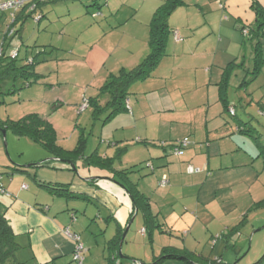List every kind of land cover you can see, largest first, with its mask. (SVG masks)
<instances>
[{"label": "rangeland", "instance_id": "rangeland-1", "mask_svg": "<svg viewBox=\"0 0 264 264\" xmlns=\"http://www.w3.org/2000/svg\"><path fill=\"white\" fill-rule=\"evenodd\" d=\"M164 1L55 0L43 5L42 10L33 16L29 13L25 24L16 25V29L21 30L20 36L13 37L12 32L6 39V29L0 27V52L3 48L7 57L17 53L18 67L27 66L33 62L28 70L33 75H28V80L16 74L17 71L10 73L0 67V121H18L31 114L41 115L53 125L59 147L73 150L77 148L80 140H85L86 158L92 157L94 153L115 158L114 168L130 170L128 177L133 182L143 185L145 179L157 176L159 168L155 173L151 172L146 167L147 160L150 158L144 160L148 157L145 156L147 153L145 147L137 146L179 147L176 140L182 137L185 131L191 130L192 127L195 129L196 123L198 130H201L202 138L206 137L207 118L199 114V100H218V97L215 92L213 95L202 86L203 84L201 85L203 78L204 81L206 79L203 73V69L206 68L204 62L209 59L199 55L202 51L199 50V38L202 37L203 28L211 14L208 15L207 10L203 11L199 7V0H184L186 5L178 8L172 15L169 26L173 32L167 44L165 57L151 77L134 83L129 90L128 98L135 117L131 111H123V113L113 114L114 116L108 119L111 115L107 105L108 100L100 97V94L111 71L114 75H118L122 68L119 66L121 61L129 57L131 52L149 45V24L153 16L151 10L153 6L157 9ZM214 7L217 12H220L217 4ZM41 15L43 18L39 21ZM175 32H179L180 42L184 45H178L174 37ZM3 43H5L4 46ZM204 44L205 42L203 46ZM246 44L251 46L250 43L246 42ZM92 45L95 46L94 54L100 50L99 63L102 62V65L107 63V70L104 73L99 74L98 69H92L90 52ZM145 49L148 51L147 48ZM250 50L251 48L246 53L245 70L247 71H252L254 68ZM136 56L133 61L126 62L125 67L128 65L132 68L138 65L137 62L143 56L138 53ZM247 71H238L229 89L230 101L238 111V118L230 114L223 116L224 113H222L221 118L208 121L212 125L216 119V123L220 120L222 126L227 124L226 126L236 128V120L239 119L255 129L252 134L257 140L247 135L244 138L260 153L253 160L255 163L259 161L256 171L252 168L248 172V174L257 172L259 178L253 184H244L241 181L242 185L234 190L236 196L243 197L242 201L238 202V207H247L251 198L258 203L264 200V155L257 142L260 141L264 145V114L258 103L259 100L264 99V87L260 88L259 81L240 87L246 76L248 80L252 78ZM28 81L33 83L27 85ZM251 91H255L256 94ZM249 93L251 96L248 95ZM88 101L90 105L88 103V107L84 109ZM97 106L102 109L99 113ZM218 106L221 113L223 108L221 105ZM127 116L135 119L131 122ZM182 141L184 140L180 142ZM203 143L207 144V140ZM135 147L136 149H133ZM186 147L182 148L183 152ZM232 155L236 156L231 153L224 159H230ZM51 158L50 153L40 144L28 138L17 137L10 130L6 131V138H4L0 130V177L4 184L13 181L15 185L21 178L20 186L23 183L32 186L33 180L23 172L27 171L25 168ZM90 162L94 163L91 159ZM149 162L154 163L156 167L158 161L149 160ZM50 163L54 166L58 164L54 161ZM79 163L82 165L80 170L79 167L77 168L79 177H83V174L89 170L92 175L112 177L117 174L112 170L87 166L84 161ZM27 169L34 176L32 168ZM253 177L254 173L251 180ZM1 198L6 203L5 196L2 195ZM77 205L79 212L76 214L83 225L81 242L87 248V253L88 246L91 248L89 261L105 264L103 250L115 228L114 223L107 222L106 218L109 214L108 209L113 211L114 206L110 202L107 204L109 208L99 202L97 206H93L88 205L86 201H80ZM218 207H215L214 212L225 209L227 212L230 211V214L227 218H224L222 212L216 214V220L213 221L208 218L212 222V229H218L224 219L230 223L239 221L236 220L238 212L235 214L237 208L233 206V203ZM84 210H87L86 216H84ZM263 214V206L255 208L250 213V222L242 229L244 236L238 238L239 245L243 248L238 260L230 254V251L225 250L222 240H219L218 248L214 247V241L210 238L211 234L207 239L208 242L205 240V243L200 245L199 253L204 251V257L211 260L222 258V264L254 263L261 253V250L256 247L260 236L257 235L255 241L251 242L255 232L251 226H257L260 215ZM239 223L230 225L236 226ZM128 228L121 250L123 256L121 264H185L174 260L155 263L156 258L161 256L163 247L182 245L185 237L183 233L170 236L159 234L155 230L154 236L150 239V236L144 235L142 231L141 214L134 218ZM199 232L198 235H200ZM245 236L250 238L247 240ZM86 238L90 239L88 246L85 244ZM24 251L23 249L20 252L23 261L25 259L23 257H27V254L23 255ZM63 262L78 264L71 259V255L63 258Z\"/></svg>", "mask_w": 264, "mask_h": 264}, {"label": "crops", "instance_id": "crops-1", "mask_svg": "<svg viewBox=\"0 0 264 264\" xmlns=\"http://www.w3.org/2000/svg\"><path fill=\"white\" fill-rule=\"evenodd\" d=\"M216 4L220 12L215 10L214 6ZM199 7L203 11L207 10L208 15L211 14L207 21H210V23L206 22V26L202 32L203 35L199 38V50H202L199 55L209 59L204 62L206 68L203 69V73L206 79L204 81L203 78L201 85L203 84L202 86L206 87L208 92L211 91L213 95L215 92L218 97V100H199V114L207 118L206 139L202 138L203 136L200 134L201 130H198V124L196 123L195 129L192 127L191 130L185 131L181 135L182 137L178 138L177 142L175 141L176 144L181 140L189 141V144L181 154L176 153V147L173 145L156 148L137 146L145 147L144 149L147 151L145 156H148L145 157V161L147 160L146 158L158 161L155 167L154 163L147 160L146 167L153 173L156 172L157 168L160 170L157 176L154 175L149 179H145L143 185H141L142 183L133 182L128 176H125L126 182H124L125 180H122L124 177L118 176V178L117 174L112 177L92 175L90 170L85 172L83 177H79L77 168L79 167L80 170L82 167L79 162L84 161L89 166L85 156L77 161L75 166L76 171L70 164L54 158L47 160L49 163L44 165L41 164L43 161L30 165L31 171H34V176L27 169L30 167H26L27 171H24V173L33 180L34 184L32 186L34 189L31 185L24 183L20 186L19 182H21V178L18 179L19 182L15 183V185L13 181L6 184L1 181L4 189L8 192L7 195H4L7 200L5 202L9 207L7 219L15 230L19 243L25 250L23 255L26 256L27 254V257H23L25 258L24 261L28 263L32 262V264H66L63 262V258L67 257V255H71V259L73 260L75 242L70 240L64 232L69 228L72 232L81 235L83 230L81 221L79 219L76 222L72 220L73 213L79 212L77 203L80 201H86L88 205L93 206H97V202H99L107 207V204L110 202L114 206L113 211L108 209L109 214L106 218L107 222L112 221L115 226L110 239L117 235V227L119 225L127 228L131 215L133 212L135 213V209L130 195L122 187L123 183H126L127 186H130V184L135 185L137 191L148 199L153 216L160 225L162 224L165 227L166 231L170 232L168 235L174 236V234L179 233L185 235L182 245H173L170 248H174L181 253L196 254L197 257L193 258L195 264H208V262L203 263L199 261V256L204 257V251L199 253V248L209 238V234H211L210 238L214 241V247L218 248L220 244L219 240H222L225 250L230 251V254L237 260L240 258L243 248L239 245L238 238L244 236L242 229L249 224L252 210L264 207V200L259 202L261 203L259 204L255 199L251 198V202H249L247 207H238V202L242 201L243 197L236 196L234 190L239 185H242L241 181L244 184H253L255 180L257 181L259 174L253 172L254 177L251 180L253 173L250 172L248 174V172L252 168L256 171L259 161L255 163L253 160L260 153L257 149L251 147V144L244 138L246 135L239 131V126H243V120H241L242 122L239 119L236 120V128L229 125L226 126L227 124H223L222 126L220 120H217L219 122L216 123V119H214L215 123L212 125L208 121L220 117L225 111L219 92V83L222 81L224 69L234 61L244 66V68L235 70L231 78L232 86L233 78L237 75V72L241 70L247 71L245 70V66L247 65L246 53L250 48L253 66L259 72L253 80H248V76L244 80H248L249 84L253 81H259L261 83L260 88L264 87V28L261 29L262 27H259L262 18L259 19L255 10L256 7L264 10V0H199ZM154 8L156 7L153 6L151 10L152 14L156 10ZM1 17L0 27L4 28L7 24V18L6 16ZM180 41H176L178 45H184ZM203 42H205L204 46ZM246 42L250 43L251 46L247 45ZM92 46L90 51L93 62L92 69H98L99 74L104 73L107 70V63L105 62L103 65L102 62L99 63L98 53L100 50L94 54L95 46ZM145 48L141 47L139 50L131 52L129 57L120 62L119 66L131 69L128 65L125 67V64L126 62L133 61L137 57V53L143 56L137 62L139 64L149 53V45ZM247 73L250 75L249 70ZM110 75H114V73L111 71ZM251 92L256 94L255 91ZM248 95L251 96L250 93ZM229 102L231 109L234 110L233 117L238 118V111L235 109L232 101H230V97ZM258 103L262 108L261 112L264 114V99L259 100ZM130 104L131 102L127 98L126 111H131L135 117L134 110ZM218 105H221L223 108L221 113L219 112L220 107ZM202 106L204 107L201 108ZM225 115L223 114V116ZM127 117L131 122L135 119L131 116ZM248 127H251V125L249 124ZM124 128L127 129L126 127ZM204 140H207V144L203 143ZM200 143L202 145L199 146ZM133 149H136V147ZM231 153L236 156L232 155L230 159H224L225 156ZM102 157L106 158L108 156L104 155ZM51 161L58 164L54 166L52 165L53 163H50ZM90 167L97 166L92 165ZM191 168L195 169V172H190ZM164 181H166V184L163 186L162 183ZM25 185L28 189L23 188ZM46 185L68 186V190L73 194V197L66 198L53 195L47 188L43 187ZM229 203H233V206L235 205L237 208L235 214L238 212L236 220L239 221L230 223L224 219L218 229H212V222L208 218H211L213 221L216 220V214L218 215L222 212L224 213V218H227L230 214V211L227 212L225 209L214 212L215 207H225ZM83 212L84 216H86L87 210ZM136 213L133 220L139 214L142 215V231L144 233L145 221L143 213L138 210H136ZM225 221L227 222L226 225ZM238 222L240 223L236 226L230 225L237 224ZM258 222L257 226H251V229L255 230L251 242L255 241L257 235L260 236L256 247H258V250H261V253L252 264H256L264 255V232H261L264 231V214L260 215ZM199 229H201L200 232ZM156 231L162 234L160 230ZM198 232L200 235H198ZM219 234L223 237H218L220 236ZM245 238L248 240L250 237L245 236ZM85 241L87 242L85 243L86 246H88L90 239L86 238ZM106 246L107 243L105 250H103L105 261L107 258ZM27 250L29 251L27 252ZM89 257L91 258V248L88 246V253L86 254L84 264L88 262L89 264H96L95 262H90ZM207 259L211 260L210 258ZM261 264H264V261Z\"/></svg>", "mask_w": 264, "mask_h": 264}, {"label": "trees", "instance_id": "trees-1", "mask_svg": "<svg viewBox=\"0 0 264 264\" xmlns=\"http://www.w3.org/2000/svg\"><path fill=\"white\" fill-rule=\"evenodd\" d=\"M55 1V0H38V1H30L24 5H22L17 10H10L6 12H0V17H5L7 20L6 24V32L5 37L8 38L9 34L13 32L14 36H20L21 30L16 29L17 24H25V22L30 16H33V14L38 13L40 10H42L43 5H46L47 3ZM186 5L184 0H165L154 12L151 22L149 24L150 27V39H149V53L143 60L135 67L131 69L122 68L118 75H110L108 77V80L106 81V84L101 90L100 97L107 98L108 102V108L111 110V115L108 119L112 118L117 113H121L123 111L127 110L126 100L129 96V90L131 86L138 82V81H144L151 77L153 72L156 70L158 65L160 64L161 60L166 55V48L167 44L170 38L171 33L173 32L169 26V21L172 15L175 13V11ZM257 15L259 16L260 20L259 27L261 29L264 28V10L256 7ZM1 17V18H2ZM43 18L41 15L39 18V21ZM6 23V22H4ZM5 43L3 44V46ZM258 46V45H257ZM260 49V48H259ZM17 58L7 57L4 53V49L2 48L0 52V67H3L7 72H13L16 74L27 78L28 75L31 74L28 70L31 68V64H28L27 66L18 67L16 65ZM10 59V60H9ZM244 68L243 64H237L235 61L229 64L223 72V78L222 81L219 83V92H220V100L224 106V114H230L232 117L234 115L231 114V106L229 102V89L231 87V78L235 73L236 69ZM259 70L254 68L252 71H250V74L252 75L251 80H253ZM250 80V81H251ZM33 83L32 81H28L26 84L31 85ZM248 80H243L240 84V87L248 85ZM90 105V101H88ZM59 105H57L58 107ZM56 107V108H57ZM97 112H101L102 109L97 106ZM241 121V120H240ZM242 122V121H241ZM239 123V122H237ZM248 123H243V126H239V131L247 136H252L254 140H257L255 136H253V132L255 129L253 127H248ZM0 130L3 131H11L13 134H15L17 137L21 138H28L31 141L40 144L45 150H47L52 158L64 162V163H72L74 166H76L77 161L80 158H83L85 156V150H86V141L80 140L79 144L77 145V148L73 150H67L62 147H59L57 145V138H56V132L53 128V125L50 123V121L38 114H31L28 115L18 121H7V122H1L0 121ZM252 134V135H251ZM259 144V147L261 149L262 154L264 155V145L261 144L260 141H257ZM182 142H179V147H176V150L179 149L181 152L182 148L186 147L181 146L180 144ZM90 159L93 160L94 163L90 162ZM87 163L89 166H97L99 168H104L108 170L116 172L118 176L124 177L123 180H125V176H128V173L131 172L130 170H120L115 171L114 168V161L115 158H109V157H102L99 156L98 153H94L92 157L87 158ZM48 161H43L41 164H47ZM76 171V167L74 168ZM24 172V171H23ZM126 182V180L124 181ZM125 186V190L130 195L131 200L133 202V207L135 209V213L131 215V218L129 220V224L133 221V217L137 214L136 210L141 211L144 216L145 221V235L153 236V232L155 230H160L162 234H170V232L165 230V227L161 224H159L156 221V218L153 216L150 205L148 203V199L145 198L139 191H137L135 185L127 186L126 183H123ZM27 187L26 185L23 186ZM47 188L53 195L60 196V197H66L70 198L73 197V194L69 192L68 186L64 185H46L43 186ZM28 189V188H24ZM8 192L4 189L2 183H1V177H0V264H27V261H23L20 259V252L23 250L22 245L18 241V236L9 223L7 219V212H8V205L4 203L1 196L7 195ZM264 203V202H263ZM261 204V203H260ZM259 205V204H258ZM78 219L77 214L73 213L72 220L76 222ZM247 220V218H245ZM244 220V221H245ZM127 226V227H128ZM154 230V231H153ZM126 231V227H123L119 225L117 227V235L107 241L106 251H107V258H106V264H121V257L122 254L120 253V245L122 242L125 241L124 233ZM66 236L75 242V250L73 252V261L80 264V261L76 260L74 258V255L77 251L78 245L83 246L82 250V263L84 264L85 256L87 253V248L82 244L81 242V236L79 234H76L72 232L69 228H67L64 232ZM226 236V235H225ZM76 237L79 238V240L76 239ZM222 238L223 236H218ZM226 238V237H225ZM196 254H186L181 253L179 251H176L174 248L170 247H164L162 249V254L158 259L156 258L155 263H160L166 260H179L183 261L186 264H195L193 262V258H196ZM199 261L201 262H208V264H220L222 263V259H215V260H209L203 256H199ZM264 261V255L262 258L256 263L261 264ZM30 263V262H29ZM36 264V263H34Z\"/></svg>", "mask_w": 264, "mask_h": 264}, {"label": "built area", "instance_id": "built-area-1", "mask_svg": "<svg viewBox=\"0 0 264 264\" xmlns=\"http://www.w3.org/2000/svg\"><path fill=\"white\" fill-rule=\"evenodd\" d=\"M30 1H38V0H0V12H6V11H10V10H17L18 8H20L22 5L30 2ZM175 39L176 41H180L181 40V36L178 32L175 33ZM18 56L17 53H14L11 57L12 58H16ZM88 107V102H86L84 108ZM231 114L234 115V110H231ZM188 141L187 140H184L182 141V143L180 144V147L181 146H185L187 145ZM176 153L177 154H181L182 152L177 149L176 150ZM190 172H195V169L191 168L190 169ZM166 184V181H164L162 183V185L164 186ZM24 188H27V187H24ZM77 240H79L78 237H76ZM82 250H83V246L82 245H78L77 247V251L74 255V258L78 261H80V264L82 263Z\"/></svg>", "mask_w": 264, "mask_h": 264}, {"label": "water", "instance_id": "water-1", "mask_svg": "<svg viewBox=\"0 0 264 264\" xmlns=\"http://www.w3.org/2000/svg\"><path fill=\"white\" fill-rule=\"evenodd\" d=\"M3 136H4V138H6V131H3ZM7 145V144H6ZM68 164H70L72 167H74L75 168V166L72 164V163H68ZM122 187H124L125 188V186L124 185H122ZM128 227H130V224H129V226ZM127 227V229H126V231H125V233H124V238H126V236H127V232H128V230H129V228ZM122 245H123V242L121 243V245H120V253H121V250H122Z\"/></svg>", "mask_w": 264, "mask_h": 264}]
</instances>
